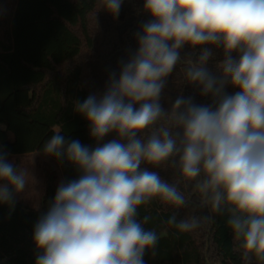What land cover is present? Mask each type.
Returning <instances> with one entry per match:
<instances>
[{
  "label": "clouds",
  "instance_id": "9594fccd",
  "mask_svg": "<svg viewBox=\"0 0 264 264\" xmlns=\"http://www.w3.org/2000/svg\"><path fill=\"white\" fill-rule=\"evenodd\" d=\"M122 2L103 0L114 16ZM143 11L151 20L118 78L110 76L99 98L75 104L97 142L113 132L119 139L90 150L56 129L43 145L44 154L66 159L81 175L60 184L36 222L35 264H145L159 236L145 229L148 216L138 219L139 207L155 198L185 207L193 193L212 214H228L243 259L264 264V0H144ZM186 45L201 49L185 58L187 81L213 104L181 96L165 111L161 93ZM208 46L223 49L219 76L207 68ZM229 84L238 89L233 95L225 93ZM142 164H169L191 192ZM27 183L28 173L0 154V204L11 205ZM212 218L177 220L174 213L167 223L189 232Z\"/></svg>",
  "mask_w": 264,
  "mask_h": 264
},
{
  "label": "trees",
  "instance_id": "16d2710c",
  "mask_svg": "<svg viewBox=\"0 0 264 264\" xmlns=\"http://www.w3.org/2000/svg\"><path fill=\"white\" fill-rule=\"evenodd\" d=\"M143 3L123 0L114 16L105 10L103 0H0V154L6 160L9 155L44 153L43 145L56 129L69 142L78 140L90 150L119 139L113 132L97 142L75 104L90 95L102 96L110 76L115 73L118 78L123 64L137 51V34L151 20ZM208 47L213 56L207 68L219 76L216 65L224 58L223 49ZM200 51L187 45L180 50V62L166 79L159 101L165 111L181 96L197 105L213 104L211 95H201L197 85L188 83L184 71L185 58L195 59ZM236 91L230 84L225 87L228 95ZM47 156L59 166L65 184L80 177L81 172L66 159ZM141 168L167 183L180 181V190L186 195L191 192L169 164H142ZM44 178L39 211L23 207L14 194L11 205L0 204V264H35L34 226L56 194L55 172L46 171ZM174 213L177 220L191 215L213 218L181 232L167 223ZM138 214L141 221L149 217L145 229L159 236L155 255L145 251V264H260L254 256L243 259L241 240L228 225V214H212L199 205L195 193L185 207L174 208L155 198L141 205Z\"/></svg>",
  "mask_w": 264,
  "mask_h": 264
},
{
  "label": "rangeland",
  "instance_id": "374dc122",
  "mask_svg": "<svg viewBox=\"0 0 264 264\" xmlns=\"http://www.w3.org/2000/svg\"><path fill=\"white\" fill-rule=\"evenodd\" d=\"M7 162L16 165L17 171L28 173V183L21 193H14V199L27 209L39 211L44 194V173L48 170L56 174V191L64 183L59 166L44 153L9 155Z\"/></svg>",
  "mask_w": 264,
  "mask_h": 264
}]
</instances>
